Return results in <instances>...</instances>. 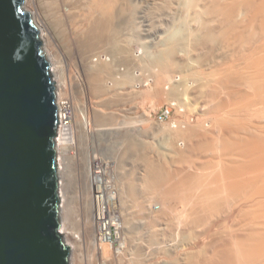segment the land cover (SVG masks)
Masks as SVG:
<instances>
[{
	"label": "bare ground",
	"instance_id": "1",
	"mask_svg": "<svg viewBox=\"0 0 264 264\" xmlns=\"http://www.w3.org/2000/svg\"><path fill=\"white\" fill-rule=\"evenodd\" d=\"M139 1L144 4L143 0L23 2L41 31L44 51L57 82L60 227L71 248L70 264H264V0H148L150 7L143 10ZM177 4L184 5L187 23L178 24L182 27L171 30L169 35L164 32L162 39V28L156 23L161 25L173 18ZM141 24L148 27L146 34L161 36L155 42L163 43L161 50L146 53L148 57L154 55L149 57L151 60L147 58L157 67L170 66L179 47H186L190 53L197 51H188L184 61L178 62L192 70L194 76L201 74L196 63L209 64L218 59L214 69L220 76L205 78L195 92L210 102L203 105L207 111L228 112L221 118L209 117L201 125L188 122L173 126L172 130L169 127L171 143L167 146L176 162L211 153L224 156L226 161L214 175L217 181L226 182L224 196L217 195L211 186H201V178L178 165L166 167L165 162L164 167L169 169L162 170L158 161L148 162L150 157L146 156L148 163L145 161L139 130V83L143 79L139 69L148 62L142 54H135L131 45L142 37ZM67 87L76 91L73 95L96 100L92 103H96L97 128L91 126L81 103L80 107L79 103L73 104L70 96L63 97ZM184 94H188L187 86H172L174 97ZM130 113L135 117L130 118ZM249 113L253 114V121L247 118ZM73 115L77 119L75 129L71 123ZM208 131H216L218 138L208 135ZM88 134L105 140L106 147L115 143L120 150L114 147L118 151L115 161L101 160L102 170L96 167V156L82 153ZM75 142L82 150L79 149L81 168L74 200L66 184L73 174L70 165L65 164L69 158L63 157V152L66 155L65 149ZM158 198L163 205L159 210L154 208ZM179 198L188 207L178 240L185 249L177 259L159 263L156 258L161 252L155 247L157 240L161 243L158 224L168 219L173 212L172 201ZM241 198L244 203L233 207ZM76 200L79 206H74ZM112 204L118 208L115 216L107 213ZM112 225L118 229L120 246L110 255L108 249L115 244ZM201 239V247L188 248ZM171 254L170 257L178 256Z\"/></svg>",
	"mask_w": 264,
	"mask_h": 264
},
{
	"label": "water",
	"instance_id": "2",
	"mask_svg": "<svg viewBox=\"0 0 264 264\" xmlns=\"http://www.w3.org/2000/svg\"><path fill=\"white\" fill-rule=\"evenodd\" d=\"M24 0H0V264H70L57 82Z\"/></svg>",
	"mask_w": 264,
	"mask_h": 264
},
{
	"label": "rangeland",
	"instance_id": "3",
	"mask_svg": "<svg viewBox=\"0 0 264 264\" xmlns=\"http://www.w3.org/2000/svg\"><path fill=\"white\" fill-rule=\"evenodd\" d=\"M146 1H148V0H145V1L143 0L144 4L142 3V1L141 2L139 1L138 5L141 6L140 7L141 10L150 7V3L149 2L147 3ZM181 2H179V3H181ZM181 4H183V3H181ZM179 5L180 4L176 5L175 11H174L176 14L173 13V15H172L173 18H171L170 20L167 19V22H166V20L162 21L161 25L158 22L156 23V25H159L158 26L159 29L162 28V29H160V32H159V34H161V36L166 34L164 32H167L169 35L171 30H174L176 28H180V27L186 25L187 20L185 19V17H186L187 11L184 9V5H182V6L181 5L179 6ZM177 11H179V12H177ZM181 19L184 20L183 22H185V20H186L185 24H183ZM140 21H141V19H140ZM171 21H173L174 23ZM141 23H143V22H141ZM145 24H147V21L145 22ZM162 24L164 25V27H162L163 26ZM178 24H181L182 26L179 25L180 27H177ZM172 25H175L174 26L175 28H173ZM146 27L147 26H143V25L141 26V28H142L141 36L142 37H140V39H138V40L132 41V44H131L135 50V54H137V55L142 54L141 56H144L143 57L144 61L145 62L147 61L148 63L147 62L146 63L149 65V66H147V64L145 63L146 66L143 65L142 69L141 68L139 69V73L140 74L143 73L142 74V78H143L142 83H141V81L139 83V86H140L139 90L141 91L140 92L141 98L139 99V104H138L139 105L138 106V113H139L140 119H141V122L139 125V130H140V137L142 138V148L144 149V150H142L144 154L143 153L142 154H143L144 158L150 157V159L148 158L149 159L148 162H152L154 160L158 161L156 164L157 165L161 164L160 166H162V170H164L163 168H166L167 166L172 168V167H175V165H178V168H180V169H185V170H188V172H193L196 175V177L201 178V181H200L201 186H207V185L211 186L212 188L215 189V192L218 193L217 195L224 196L226 193V182L222 179H220V181H217V179L214 178L215 173H217L220 170L222 164L226 161V160H224V156L211 153L209 155H205L203 158H201L199 155V156H196V158H194L193 160L176 162V160L175 161L173 160V156L170 153V147H168L171 143V139H170V134H167V132L168 133L170 132L168 130H170V129L172 130V128H174L173 126H175V125L177 126L178 124H181L182 126H185L186 124H188V122L191 124H196V125L200 124L201 125L202 123H205L208 119H211L209 117H213L212 119L219 118L220 115H224L225 113L228 112L227 109H222L219 111H207L206 110L207 107L203 106V105L208 103L209 101L208 100H207L208 102L205 101V98L202 94L199 95V94H197L198 92L197 93L195 92V90L198 88L197 86H200L202 84L201 81L203 82L206 80L205 78H209V79L215 78L216 79L217 77L220 76L217 69H214V66H216L218 59L213 60L209 64H206L204 62H201L200 64L196 63V64H198L196 66H199L200 67L199 70H201L202 76L200 77L201 74H199L200 79H199L198 75L194 76V74H192L191 69H190L191 71H189L188 67H187V69H185L184 67L180 66V64L178 63V62L181 63L182 61H184V57L188 53V51L190 53V50L187 49L186 47H183L181 49H179L180 47L178 48V50H177L178 52L176 51L175 55H173V57L175 56L174 58L176 61L174 59H172V61L174 60V62H172L171 65L168 66L167 68L163 69L161 67H157V65L156 64L154 65L152 61H151L152 64H150L151 63L150 58H152L154 55L153 56L150 55L151 57L149 56L150 57L149 58L146 55V53H148V52H150L149 54H155L156 52L158 53V51L161 50V48H162L161 45L163 43H159V45L155 44L156 41H159L161 39V36H158V34H155L154 32H150L149 34L148 33L146 34V31H145ZM170 27H171V29H170ZM166 28H168L169 30ZM165 36H163L162 39H164ZM137 41H138V43H137ZM135 42L138 44V46L135 45ZM142 45H143V47H142ZM195 52H197V51L191 50V53H195ZM193 63L195 65V62H192V64ZM144 66H145L146 70L144 69ZM154 66L156 68H154ZM158 68H159V71H158ZM141 70L144 72H142ZM161 70H162V72H161ZM159 72L161 73V75ZM190 73L192 74V76ZM194 77H196V78H194ZM174 84L177 86L180 85L181 88L183 86H185V87L187 86L188 87V94L187 95L184 94L180 98L174 97L172 95V86H175ZM67 88H69V87H67ZM67 88L63 89V93H65V94H62L63 97L66 98V97L70 96L69 98L73 99L72 100L73 104L76 103V105H77L79 103L80 107H81V105H82V108L85 107L86 113H87V118H88V120H90L91 126L93 128L94 127L97 128L98 122L96 119H95L96 121L94 120L95 113H96V111L94 110V107H96L95 106L96 103L95 104L92 103V101L95 102L96 100L90 99L91 100V102H90L89 98L86 99V97L84 98V96H81L78 93L76 94L77 95V97H76V95H73V93H76V91H74L73 89H70V88L67 89ZM69 92H70V94H68ZM83 99L85 100V102ZM178 99H181L182 103H179ZM87 100H88V102L86 103ZM80 103H81V105H80ZM90 103L93 104V107H92V104H90ZM180 104H182V105H180ZM167 111H169L168 116H167V118H165L164 121H162L161 116H163L164 113H166ZM89 113H91V114H89ZM133 113L129 114L130 118L135 117L136 114L134 113L135 114L134 115ZM90 117H91V119H89ZM221 117L222 116H220V118ZM247 118L250 121L254 120V116L252 113H249L247 115ZM71 119L73 120V121L71 120L72 126L75 129L77 127L76 116L73 115V117ZM96 124H97V127H96ZM169 127H171V128L169 129ZM208 135H210L214 138H218V134L216 133V131L215 132L208 131ZM93 138L94 137L91 134H90V136L88 134L87 141L89 143L87 142L86 143L87 145L85 144L82 153L85 152V155L96 156V167H98V170H100V169L102 170V168H100L99 166L102 164L103 160L115 161V158H117L118 151H117V149H115L117 146L114 145L115 143L112 142L113 143V144H111L112 146L111 145H110L111 147L108 146V147H110V149H109L108 147L104 146L105 140L103 141L104 142L103 143L102 140H98V139H100L99 137L94 138V140H93ZM181 142L182 141H180V143ZM73 145H75L74 149H73ZM73 145L70 148L65 149L67 153L65 155L64 154L65 151H64L63 157L69 158V159L65 160V162H66L65 164L70 165L69 168H71V171H72L71 173L73 174V176H70L72 179L69 177L71 180H68L66 184L68 185L67 187H69L70 194L72 195V193H73L72 196L75 197L74 198V200H75V199H77L76 196H74V194L76 195L77 189H78V187H77L78 183L76 185V181L79 182V174H80L79 170L81 168L79 161H80V157H81L80 156V150H82V147L79 146L80 144H78L76 142ZM86 146H88L89 152H88V149ZM85 147H86V149H85ZM68 149H69V151H67ZM84 149L87 150V152L89 154L86 151H84ZM112 150H113V152H112ZM118 150H119V148H118ZM119 152H120V150H119ZM74 154H75V156H74ZM71 156L72 157L74 156V157L71 158ZM70 158H71V160H70ZM148 159L146 158L145 161ZM69 160H70L71 164H69ZM148 162L146 161V163H148ZM165 162L167 163L166 165H165ZM172 163H173V166H172ZM154 164H155V162H154ZM71 165H72V167H71ZM164 165L166 167H164ZM112 167H113V164H111V168ZM144 168H146V165L144 166ZM166 169H169V168H166ZM113 172H114L113 169H111V176L113 175ZM165 175H167V174H165ZM73 177H76V178H73ZM73 179H75V180H73ZM115 180H117V178L116 179L114 178L113 183L118 188V185H117L118 180H117V183ZM71 181H72V184H71ZM70 184H71V186H69ZM70 187H71V189H70ZM71 190H73V192H71ZM159 199L160 198H158V200H156L154 202V208L158 209V210L161 209L163 206V205H161L162 202ZM244 201H245V199H242V198L238 199L234 203L233 207L239 206L240 204L244 203ZM172 203L174 204V205L172 204L173 207H171L173 212L169 213L168 219H166V220L164 219L163 222H161L162 221L161 220L160 221L161 223L159 222L160 224H158L159 228H161L159 230L160 242L161 243L163 242V246H162V244L159 243V240H157L158 241L157 243L160 244L161 246L160 245L158 246L157 243L156 244L158 247L155 246L161 252V253H158L157 258H156L159 263L170 262V261H172L171 260L172 258L177 259V257H180L179 254L182 253L183 250L185 249V247L183 245L182 246L178 245V243L180 242V241L178 242V240H180V238H181V235L179 234V232H182L181 228L183 227L184 221H186L185 220L186 216L183 214H186L185 210L188 209V207L186 206V203L181 198H179L177 200L175 199L174 201H172ZM73 204H74V206H76V205L79 206L78 201L76 204L73 201ZM114 205L112 204L110 206V208H108V210L109 209L110 210L107 213L110 214L111 216H115V214H118L117 213L118 208L116 209V207ZM233 207H231L230 210H234V209H232ZM112 210H114V212ZM230 212H231V214L233 213V211H230ZM117 230L118 229L116 228V226L112 225L111 231H112L113 237H114L113 238V244L114 243L115 244H114V246L112 245L113 249H112V247H111V249L110 248L108 249V254H110V255H113L116 252V248L120 246V242H119L118 235H117V232H118ZM179 235H180V237H179ZM203 243L204 242L201 239V240H198L197 242H195L194 244L192 243L188 248L201 247L203 245ZM176 245H177V247H176ZM178 246H180V247L178 248ZM114 247H115V249H114ZM169 248H170V250L168 251L167 249H169ZM165 249H166V251L169 252V253L167 252L168 255L166 254V251L163 252ZM109 250H111V251H109ZM171 253H173L175 255L178 254V256L174 257V255ZM169 254L173 255V257L172 256L170 257ZM70 257H71V255H70ZM166 260H167V262H166Z\"/></svg>",
	"mask_w": 264,
	"mask_h": 264
},
{
	"label": "built area",
	"instance_id": "4",
	"mask_svg": "<svg viewBox=\"0 0 264 264\" xmlns=\"http://www.w3.org/2000/svg\"><path fill=\"white\" fill-rule=\"evenodd\" d=\"M168 113H169V111H167L166 113H164V115H163V116H161V120H162V121H164V120H165V118H167V116H168Z\"/></svg>",
	"mask_w": 264,
	"mask_h": 264
}]
</instances>
